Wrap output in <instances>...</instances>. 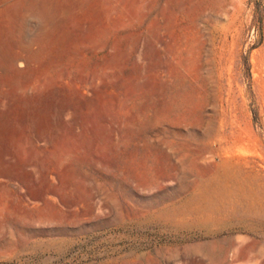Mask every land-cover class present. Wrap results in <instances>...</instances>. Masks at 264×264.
Segmentation results:
<instances>
[{
    "label": "rangeland",
    "instance_id": "rangeland-1",
    "mask_svg": "<svg viewBox=\"0 0 264 264\" xmlns=\"http://www.w3.org/2000/svg\"><path fill=\"white\" fill-rule=\"evenodd\" d=\"M0 264H264V0H0Z\"/></svg>",
    "mask_w": 264,
    "mask_h": 264
}]
</instances>
